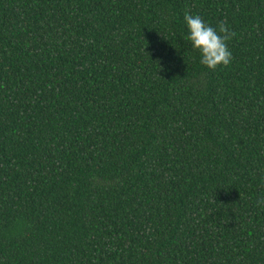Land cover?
I'll use <instances>...</instances> for the list:
<instances>
[{
	"label": "trees",
	"instance_id": "1",
	"mask_svg": "<svg viewBox=\"0 0 264 264\" xmlns=\"http://www.w3.org/2000/svg\"><path fill=\"white\" fill-rule=\"evenodd\" d=\"M261 198L264 0H0V264H264Z\"/></svg>",
	"mask_w": 264,
	"mask_h": 264
},
{
	"label": "clouds",
	"instance_id": "2",
	"mask_svg": "<svg viewBox=\"0 0 264 264\" xmlns=\"http://www.w3.org/2000/svg\"><path fill=\"white\" fill-rule=\"evenodd\" d=\"M189 35L186 37L192 46L201 54L200 63L215 71L219 66L225 68L232 62V52L228 47V41L232 40L236 33L227 27L226 21H221L216 27L206 23L200 15H191L187 11L184 15ZM264 205V198L257 201Z\"/></svg>",
	"mask_w": 264,
	"mask_h": 264
}]
</instances>
